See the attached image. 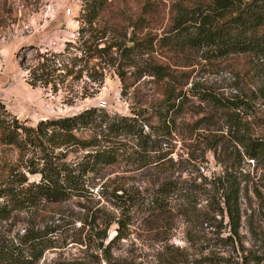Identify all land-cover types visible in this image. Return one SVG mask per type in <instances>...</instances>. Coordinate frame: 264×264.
I'll return each mask as SVG.
<instances>
[{"label":"rangeland","instance_id":"374dc122","mask_svg":"<svg viewBox=\"0 0 264 264\" xmlns=\"http://www.w3.org/2000/svg\"><path fill=\"white\" fill-rule=\"evenodd\" d=\"M87 1L0 0V102L28 125L92 107L132 117L175 165L160 174L152 168L133 171L134 156L125 154L94 179L88 200L74 199L56 208L57 214L49 207L43 219L58 228L60 248L47 252L40 264H109L108 259L111 264H264V170L248 159L244 147L249 139L264 140V64L247 55L213 58L206 50L176 54L160 46L173 4L195 6L201 0H151L155 16L135 36L129 19L139 16L144 0H120L114 8L123 14L108 12L93 28L82 22ZM102 31L108 33L100 43ZM155 65L171 70L174 87L187 95L170 134L158 117L165 108L164 82L145 75ZM197 91L236 104L221 110L194 96ZM90 129L77 135L90 138ZM120 140L123 151L138 149L136 140ZM65 152L71 160L86 153ZM225 174L240 189L237 234L215 193ZM165 179L183 182L186 189L171 199L168 212L121 208L129 222L127 239L108 254L99 250V241L84 227L88 213L102 209L107 224L121 214L113 199L118 187ZM15 225L14 234L26 227ZM116 228L108 230L105 244ZM81 238L83 244L75 243Z\"/></svg>","mask_w":264,"mask_h":264},{"label":"trees","instance_id":"16d2710c","mask_svg":"<svg viewBox=\"0 0 264 264\" xmlns=\"http://www.w3.org/2000/svg\"><path fill=\"white\" fill-rule=\"evenodd\" d=\"M119 1L88 0L82 22L93 28L108 12L114 10L117 16L123 14L114 8ZM139 9V16L129 19L134 36L136 30L150 25L157 7L151 0H144ZM107 33L102 31L97 40L104 42ZM159 43L176 54L206 50L213 58L247 55L264 64V0H201L195 6L175 2L168 29L164 30ZM125 52L131 54L132 49L125 48ZM145 75L164 82L165 108L158 111V117L170 134V123L181 113L187 95L174 87L175 77L166 67L148 66ZM194 96L221 110L230 111L234 108L230 105L236 104L222 101L212 92L197 91ZM89 128L94 129L90 138L81 139L77 135L81 129ZM120 137L136 140L138 149L132 153L123 151ZM244 147L248 159L264 170V140L249 139ZM69 150L86 153L71 160L65 152ZM162 150L137 120L111 116L102 108L92 107L71 116L28 125L27 120L22 121L0 102V264H40L47 252L60 248L58 228L43 219L50 212L49 207L57 214L56 208L74 199L88 200L94 193L90 191L94 179L125 154L134 156L133 171L152 168L158 170L157 174L167 172L175 163L172 158L166 159L167 154H162ZM217 183L220 184L215 193L223 204L221 212L228 214L234 223L233 233L237 234L241 222L240 189L228 174L219 177ZM185 190L183 182L173 179L152 181L146 187H118L113 199L120 203L116 205L121 210L119 217L105 224L104 211L97 208L88 213L84 227L99 241V250L108 254L116 243L128 237L129 222L125 220L124 209L163 214L168 212L171 199ZM23 212L31 214V219L22 217ZM21 222L26 227L22 233L14 234L15 224ZM113 224L117 225L116 234L105 244ZM83 242L81 238L75 243ZM108 263L111 264V260L108 259Z\"/></svg>","mask_w":264,"mask_h":264}]
</instances>
